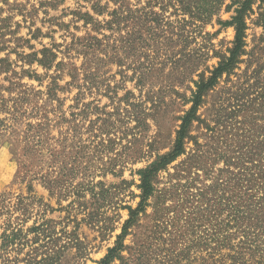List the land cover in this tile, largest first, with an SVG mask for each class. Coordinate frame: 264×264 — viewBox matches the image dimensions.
Wrapping results in <instances>:
<instances>
[{
    "label": "trees",
    "instance_id": "16d2710c",
    "mask_svg": "<svg viewBox=\"0 0 264 264\" xmlns=\"http://www.w3.org/2000/svg\"><path fill=\"white\" fill-rule=\"evenodd\" d=\"M226 1L155 0L135 9L122 1L109 14L110 21L92 27L98 33L106 28L111 35L100 38L89 34L68 47L84 62L81 68L70 66L67 76L72 81L66 85L97 92L104 87L110 104L101 107L96 102L87 103L81 109L80 92L70 107V118L59 98V93L66 90L60 81L67 64L56 63L54 49L45 47L38 53L20 55L27 66L37 64L46 70L44 76L31 69L17 73L12 71L9 59L0 60V76L11 74L4 79L7 85L0 82V145L10 144L19 166L14 184L25 186L27 191L26 195H0V264H64L68 251H86L79 237L83 225L104 239L114 231L122 210L128 212V219L114 246L97 264H125V252L135 263L146 258L141 244L145 241H138L135 229L159 237L162 251H166L162 253L164 264H264V47L248 50L247 42V19L254 12V3L264 0L233 1L228 8L236 7L231 21H219L234 28L233 46L226 54L215 52L219 63L209 76L208 68L199 74L201 64L208 60V52H203L206 47L191 49L197 36L208 39L204 27L221 13ZM157 7L160 13L155 12ZM95 11L104 14V8ZM78 14L86 18L88 25L92 17ZM115 32L123 35L117 39ZM112 63L126 68L121 71L122 80L134 82L139 97L132 91L118 97L120 87L102 80L103 67ZM128 71L131 76L126 74ZM175 73L183 79L189 76L194 85L190 99L184 97L191 106L179 118L172 149L157 154L145 168L136 171L140 195L131 192V198H139V203L135 207L123 205L119 199L122 189L126 191L135 183L124 179L110 186L92 180L95 167L80 162L87 149L82 123L89 114L95 116L90 120V133L99 155L109 157L115 153L119 158L124 154L134 160L143 159L137 137L148 131L146 119L155 117L164 103L160 102L162 95L156 91L154 80ZM24 78L40 84L48 79L50 83L46 91H36L21 82ZM221 83L224 86L218 91ZM211 93L214 102L208 109V132L212 133L208 142V184L201 182L204 187L200 189V175L196 173L193 178L191 174L194 169H204L199 165L201 156L196 150L187 152L192 142L199 147L192 135L194 124L200 122L199 109ZM174 94L180 95L176 91ZM132 123H136L133 128ZM185 155L187 160L174 167L176 173H168V181L163 182L161 174ZM87 156L91 163L93 155ZM112 162L109 157L102 168ZM118 166L103 171L122 177L124 172L116 171ZM35 182L57 201V208L37 196ZM188 204L196 217L189 218L187 229H183L179 208ZM149 209L153 210L150 215ZM54 213L60 214L58 220L48 218ZM144 219H151V228L142 224ZM202 223L208 224L204 235L198 233ZM188 228L193 232L188 233ZM131 235L136 237L133 246L126 245Z\"/></svg>",
    "mask_w": 264,
    "mask_h": 264
},
{
    "label": "rangeland",
    "instance_id": "374dc122",
    "mask_svg": "<svg viewBox=\"0 0 264 264\" xmlns=\"http://www.w3.org/2000/svg\"><path fill=\"white\" fill-rule=\"evenodd\" d=\"M122 1H125L134 9L136 7L141 8L146 6L149 1L155 0H0V60L9 59L12 64V71L17 73H22L23 69H31L40 76H44L47 71L42 67L34 64L33 66H27L24 64L20 55H28L31 53H38L42 49L50 48L54 49L55 53L58 55L56 63L63 62L67 64L64 68V75L60 85L66 87L64 92L59 93V98L63 103V111L67 112V117L70 118L71 106L75 105V98L78 93L82 92L83 96L80 100L79 107L82 109V104L93 103L94 105L99 104L101 107L110 104L109 98L105 95V88L103 87L99 92L92 90H80L74 87H69L66 84L71 82L72 79L67 76L68 70L71 65L81 68L84 58L79 56L74 51H68V47L77 39H83L89 34L98 36L102 38V35H111L112 33L106 28L101 29L98 33L93 31L92 27L95 25H104L106 22L111 20L109 14L114 10L118 9L122 5ZM235 0H227L221 13L213 19L212 22L208 23L204 27V34L208 33V39H203L197 36L196 43L193 42L191 49L195 51L200 50L202 47H206L203 52H208L207 62H203L199 68V74L206 71L208 68L211 71L219 63V59L215 57V52L220 54H226L227 51L232 48L235 39V30L231 26L221 25L219 21L230 22L232 16L234 15V9H228L233 5ZM244 1V0H242ZM104 8V14L98 15L96 9ZM155 12L160 13L159 8L154 9ZM254 12L247 19L249 25L248 39L249 44L248 50H252L255 47H264V2L257 1L253 5ZM83 15L88 14L92 17L89 19V24H85V19ZM123 35V32H115V38H119ZM71 54L70 56H68ZM262 56V55H261ZM264 58V56H263ZM125 67H119L116 63L108 64L103 67L101 74L102 80L107 81L111 86L115 84L120 88L118 90V97H122L126 91H132L137 97L140 96V91L135 87V83L131 80L126 79L123 82L121 71H125ZM55 68H53L49 73L54 74ZM168 71V69L166 70ZM169 72V71H168ZM167 72V73H168ZM166 73V74H167ZM127 75L131 76L132 72H126ZM198 74V75H199ZM11 76L8 74H2L0 76V82L3 85H7L4 82L5 77ZM189 76L183 77L178 74L166 75L165 78H160L159 80H154L156 85V91L160 92L162 99L160 102L161 110L157 111L155 117L146 119L149 129L146 132H142L141 136H138L137 149L140 153L144 154V158L141 160H134L125 157L119 158L115 153H111L109 157L113 158V162L107 164L105 168H102L103 163L109 161L108 154L99 155L94 150V145H92L93 134L91 132L90 120H94L95 116L92 114L88 115L86 121H83V145L87 146V149L83 152L84 159L80 162L83 166H93L92 169V180L95 183L105 182L107 185L120 184L122 180H127L128 182L135 183L126 191H123L119 196L123 205L129 204L136 206L140 199H132L131 192L135 195H140V191L137 189L136 185L139 184V176L136 171L145 168L151 161H153L157 154H164L169 152L174 144L176 131L179 128L180 120L187 111L191 104L188 100L191 97V89L194 85L189 82ZM195 80L198 78L195 75ZM21 82L28 87L34 88L36 91H46V88L50 81L48 79L44 80L40 84L36 80H29L24 78ZM182 82V84H180ZM169 86V87H168ZM224 86L221 83L220 88ZM171 91H170V90ZM174 91L178 92L180 95L174 94ZM143 95V94H142ZM96 102V104H95ZM212 93L204 98V103L199 109L198 115L200 116V122L194 124V130L192 135L196 138L199 147H195V142L190 143L188 146V154L193 153L194 150L199 151L198 155L201 156V163L204 169L200 168V171L194 169L191 176L196 177V173L200 175V183H198V188H203V184H208V142L209 137L212 133L208 132V109H211L213 104ZM57 105V104H56ZM150 106V105H149ZM1 118V116H0ZM136 123L131 124V128L135 127ZM66 128V126H65ZM89 128V129H88ZM88 129V131H87ZM134 133H139L137 130ZM132 139V136L129 137ZM126 143H124L125 145ZM199 149V150H198ZM121 154V152H119ZM87 155H93L92 162H89ZM202 155L204 157H202ZM188 155L179 158L166 173L161 174L163 182L168 181V173L172 175L176 173L174 167L185 162ZM103 161V162H102ZM114 164L119 166L116 171L123 170L122 177L113 176L112 173H106L103 170L111 168ZM221 167L222 164H219ZM19 170L18 163L11 153L10 144L5 143L0 145V195L4 192H11L15 195H26V187L14 184L16 176ZM79 183V181H77ZM186 181L184 180L183 183ZM202 182V183H201ZM163 187V186H161ZM35 190L38 197L43 198L44 201L50 204L52 207L57 208L58 204L55 199H50L48 191L42 187L38 182H35ZM194 190V189H193ZM117 199V198H116ZM125 202V203H124ZM65 201L63 205H66ZM172 203L168 201V206ZM205 206H203V209ZM181 211L182 219L181 226L183 229H187L189 218L194 219L196 217L195 212L192 210L191 205L188 204L185 208H179ZM153 210L149 209V215L152 214ZM120 218L114 223V231L109 233L106 238H102L100 234L91 229L90 227L83 225L79 231V237L86 247V251L70 250L65 255L64 264H97L101 259H103L107 253L108 249L112 248L115 244L116 237L121 233V227L124 222L128 219L127 211H120ZM192 213V215H189ZM60 217L59 213L48 214V218L58 220ZM144 226L148 225L151 228V219L142 220ZM197 225V223H196ZM197 227V226H195ZM207 223H202V226L198 229V233L204 235ZM189 229V228H188ZM188 233H192L193 230L189 229ZM196 228L194 232H196ZM137 235L138 241H145L141 243L144 245L143 256L144 258L141 262L135 263L132 259V255L128 252L124 253L126 259H128L125 264H164V258L162 253L163 247L161 241H159L158 236H152L151 233H145L144 229H135L134 232ZM141 238V240L139 239ZM192 239V238H190ZM136 237L133 235L129 236L126 240V245L133 246ZM158 240V241H157ZM162 248V249H161ZM160 250V251H156ZM134 255V252H133ZM114 264H122L116 261Z\"/></svg>",
    "mask_w": 264,
    "mask_h": 264
}]
</instances>
